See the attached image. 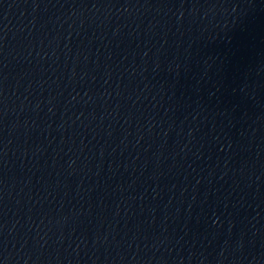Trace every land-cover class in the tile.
Listing matches in <instances>:
<instances>
[{
	"label": "water",
	"instance_id": "95a60500",
	"mask_svg": "<svg viewBox=\"0 0 264 264\" xmlns=\"http://www.w3.org/2000/svg\"><path fill=\"white\" fill-rule=\"evenodd\" d=\"M0 264H264V0H0Z\"/></svg>",
	"mask_w": 264,
	"mask_h": 264
}]
</instances>
